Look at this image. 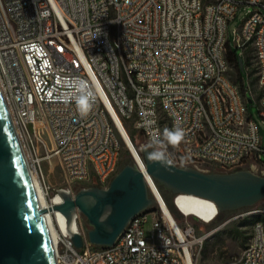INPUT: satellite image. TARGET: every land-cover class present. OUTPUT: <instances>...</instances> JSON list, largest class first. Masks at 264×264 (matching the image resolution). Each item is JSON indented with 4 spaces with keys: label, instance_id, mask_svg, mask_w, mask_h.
<instances>
[{
    "label": "built area",
    "instance_id": "1",
    "mask_svg": "<svg viewBox=\"0 0 264 264\" xmlns=\"http://www.w3.org/2000/svg\"><path fill=\"white\" fill-rule=\"evenodd\" d=\"M246 7L252 10L230 35V23ZM228 44L237 50L234 67L244 89L229 76ZM75 78L97 91L85 117L63 99ZM0 90L46 194L43 164L53 158L72 195V185L94 179L108 187L127 122L143 147L153 134L162 138L165 128L182 127L185 141L166 148L177 166L229 172L264 164V0H0ZM161 204L136 216L109 248L77 249L60 234L57 264H198L216 230L200 235L195 218L179 219L166 205L170 217ZM245 216L260 219L229 264H264V208L239 217ZM75 220L83 232L79 212Z\"/></svg>",
    "mask_w": 264,
    "mask_h": 264
},
{
    "label": "water",
    "instance_id": "2",
    "mask_svg": "<svg viewBox=\"0 0 264 264\" xmlns=\"http://www.w3.org/2000/svg\"><path fill=\"white\" fill-rule=\"evenodd\" d=\"M253 101L248 98L249 104ZM130 143L133 145L131 140ZM133 147L135 155L129 150L130 155L120 164L108 187L76 184L75 195L60 189L63 202L42 209L22 143L0 90V264H57L46 219V214L54 210L65 217L66 233L77 249L86 243L96 249L112 247L136 216L157 208L160 199L149 179L163 200L162 191L170 195L172 205L164 202L179 219L183 216L176 198L181 194L213 201L219 215L250 211L264 201V174L248 168L206 172L177 166L169 158L171 170H167L148 159L153 149H139L141 156ZM78 212L83 232L75 220Z\"/></svg>",
    "mask_w": 264,
    "mask_h": 264
},
{
    "label": "rangeland",
    "instance_id": "3",
    "mask_svg": "<svg viewBox=\"0 0 264 264\" xmlns=\"http://www.w3.org/2000/svg\"><path fill=\"white\" fill-rule=\"evenodd\" d=\"M248 10H252V7L241 8L238 11L236 19L232 21L229 25L230 35H233L234 30L241 26L242 21L245 18ZM238 65H239L240 73H242L243 77L246 79V82L248 84V72L246 69V62L245 59L241 56L238 59ZM229 76L233 82L237 83V78H238L237 70L233 65L231 66ZM251 83L252 85H255L256 83L255 78L251 80ZM250 111L251 114L253 115V118L260 123V117L255 101L250 105ZM124 127L126 128L127 131L128 130L135 131L131 122L125 123ZM44 136L49 142L46 131L44 132ZM135 139L136 142L134 146L135 147L138 146L139 149L143 147V142H144L143 136L136 132ZM127 151L129 150L126 147V144L123 143V156L120 164L125 160V158H128L129 155L126 154ZM263 160H264V156H263ZM242 168H248L258 174H264V164L246 165ZM43 170L45 174L46 187L49 189L47 197L48 200L50 201L51 199H54L56 195L59 193L58 190L60 189L64 190L69 187L66 182L63 168L57 158H53L51 162H47V161L44 162ZM200 170L210 172L209 167H200ZM32 173L34 174V177L39 180L36 173H34L33 171ZM92 184L97 185L95 179L93 183H91V185ZM74 185H72L71 187H72V192L75 194L73 189ZM254 208H264V201L259 202ZM245 211L246 210L236 211L228 214H224V213L220 214L218 215V218H216L214 222L207 225L208 231L216 230V232L211 238H209V240L205 242L202 253L198 259V264H229L241 256L242 251L246 243L248 242L253 225L252 224L247 226L245 224H241V222H243L244 218L246 217H255V216L239 217L242 215V213H245ZM227 220H229V222ZM192 221H194V223L192 222L194 225L195 222L200 226L204 224V222L198 221L197 219ZM237 229L243 232V236L245 238L243 237L239 238L236 236L235 231Z\"/></svg>",
    "mask_w": 264,
    "mask_h": 264
},
{
    "label": "bare ground",
    "instance_id": "4",
    "mask_svg": "<svg viewBox=\"0 0 264 264\" xmlns=\"http://www.w3.org/2000/svg\"><path fill=\"white\" fill-rule=\"evenodd\" d=\"M122 134L124 137V142L126 144V147L128 150L132 151L135 155L134 151V143L133 145L130 143V140L128 138V133H126L122 129ZM137 157V156H136ZM138 162L142 165L139 158ZM32 178L34 180L36 193L38 197V201L41 204L42 209H46L58 204H61L63 202L61 196L55 197L53 200L49 201L46 192L42 189V186L37 178L34 177V174L31 172ZM149 179V178H148ZM150 185L152 189L155 191L156 195L159 197L160 202L163 203V200L158 193V190L155 189V186L153 185L152 181L149 179ZM162 207L165 209L166 213L169 214L168 209L166 205L161 204ZM176 206L177 209L181 214H184L188 217H193L201 222H208L211 224L213 222L212 218L219 214L217 205L208 199L192 196V195H185L181 194L176 198ZM170 215V214H169ZM171 217V215H170ZM47 219V225L51 237L52 244L54 248L56 247L58 236L61 234H65L67 231V223L65 217L59 212V211H49L46 214Z\"/></svg>",
    "mask_w": 264,
    "mask_h": 264
},
{
    "label": "clouds",
    "instance_id": "5",
    "mask_svg": "<svg viewBox=\"0 0 264 264\" xmlns=\"http://www.w3.org/2000/svg\"><path fill=\"white\" fill-rule=\"evenodd\" d=\"M66 103H74L78 114L81 117L87 116L93 109L97 101V91L93 86L84 79L75 78L68 83V91L63 97ZM186 132L180 126L173 128H165L162 133V138L153 134L151 144L153 151L148 153V159L152 162L159 163L167 170L170 163L166 148L170 145L173 148L178 147L185 141Z\"/></svg>",
    "mask_w": 264,
    "mask_h": 264
},
{
    "label": "trees",
    "instance_id": "6",
    "mask_svg": "<svg viewBox=\"0 0 264 264\" xmlns=\"http://www.w3.org/2000/svg\"><path fill=\"white\" fill-rule=\"evenodd\" d=\"M228 59H229V62H230V64H231V66L233 65H236V63H237V50L236 49H234V47H232L230 44H228ZM237 83L241 86V88H243L244 89V85H243V79H242V77H241V75H239L238 76V78H237ZM128 133H129V136H130V139H131V141L135 144V142H136V139H135V134H136V131H130V130H128ZM136 148L138 149V151H139V147L138 146H136ZM139 153H140V155L142 156V153H141V151H139ZM126 154L127 155H130V153H129V151H127L126 152ZM122 156H123V153H122ZM210 171H219V170H217V169H215V168H213V167H211L210 168ZM162 195H163V198H164V200H165V202L169 205V206H171L172 205V201H171V197H170V195L167 193V192H165V191H162ZM260 219V217H258V216H255V217H246V218H244V220H243V222H241V224H245V225H252V224H254L257 220H259ZM195 226L197 227V233L198 234H202L205 230H207L208 229V227L205 225H199V224H197L196 222H195ZM235 234H236V236L237 237H239V238H245L244 236H243V232H241V231H239L238 229L235 231Z\"/></svg>",
    "mask_w": 264,
    "mask_h": 264
}]
</instances>
